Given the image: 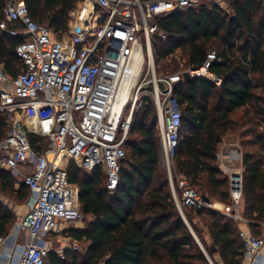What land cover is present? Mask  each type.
I'll use <instances>...</instances> for the list:
<instances>
[{"label":"trees","instance_id":"obj_1","mask_svg":"<svg viewBox=\"0 0 264 264\" xmlns=\"http://www.w3.org/2000/svg\"><path fill=\"white\" fill-rule=\"evenodd\" d=\"M8 0H0V64L11 76L23 68L16 54L24 36L10 30L23 27L6 18ZM31 17L46 25L53 40L69 31L70 14L81 0H23ZM166 37L152 39L158 75L201 67L214 48L217 59L210 70L222 78L217 85L203 76L183 75L176 83L174 96L179 101L183 120L178 151L172 170L175 185L180 180L187 188L209 195L212 200L229 201V181L216 161L221 138L235 127L252 136L246 143L255 151L244 155L245 215L257 236L264 223V5L260 0H232L229 9L201 5L160 19ZM181 53V61L176 53ZM182 65V68H181ZM243 110V111H242ZM238 111L242 114L235 118ZM8 123L0 111V140ZM46 137L30 132L31 145L44 151ZM120 182L109 192L102 168L87 172L78 167L66 152L69 180L79 187L80 209L91 220L83 228L71 229L70 236L87 242L83 254L67 250L61 258L51 251L48 264H211L184 221L174 199L170 177L161 160L158 115L150 97H145L134 114L126 144ZM177 183V184H176ZM30 189L16 185L11 171L0 167V191L17 194L26 200ZM184 189L182 188V191ZM207 196L209 199L210 197ZM211 200V199H210ZM197 233L194 218L203 219L212 243L202 239L215 264H243V242L239 225L230 217L208 208L183 205ZM17 215L0 200V237H6ZM213 246L215 248H213ZM220 256V260L216 256Z\"/></svg>","mask_w":264,"mask_h":264},{"label":"built area","instance_id":"obj_2","mask_svg":"<svg viewBox=\"0 0 264 264\" xmlns=\"http://www.w3.org/2000/svg\"><path fill=\"white\" fill-rule=\"evenodd\" d=\"M232 0H81L71 12L69 37L53 40L46 25L35 21L23 1L10 0L4 12L19 21L23 35L16 54L22 70L11 76L0 64V111L8 129L0 140V167L9 170L32 193L29 210L16 221L15 238L24 236L20 258L4 264H48L51 251L61 258L67 250H79L70 225H78L79 187L69 180L64 152L79 168L92 172L102 168L111 194L120 182L125 144L143 92L153 85L161 140V160L172 182L183 114L174 96L176 83L189 72L217 85L222 78L211 70L217 59L210 48L205 63L172 74L158 75L152 48L155 36L165 38L161 18L201 5L227 10ZM264 5V0H260ZM86 18L80 22L75 17ZM50 140L39 151L31 145L30 132ZM216 161L229 181V201H211L180 180L189 205L208 208L232 218L239 225L244 257L264 255V236H257L245 215L244 155L240 147L222 138ZM173 196L179 204L175 189ZM264 223H262L263 225ZM60 237L55 247L53 236ZM3 238L0 237V242ZM59 242V240H57Z\"/></svg>","mask_w":264,"mask_h":264},{"label":"rangeland","instance_id":"obj_3","mask_svg":"<svg viewBox=\"0 0 264 264\" xmlns=\"http://www.w3.org/2000/svg\"><path fill=\"white\" fill-rule=\"evenodd\" d=\"M8 1H10V0H8ZM18 1H23V0H18ZM77 8H78V5L75 7V9L73 10V11H75V10H77ZM72 11V12H73ZM80 11H78V12H75V17H76V19H78L80 22H84L85 20H86V18H84V17H82L81 15H79L78 16V13H79ZM69 37V31H68V33L67 34H65L64 36H63V38H68ZM176 57H177V60L178 61H181L182 63H183V61H182V59H181V53L180 52H177L176 53ZM181 68H182V65H181ZM161 75H163V74H161ZM153 89V85L151 84V85H148V88H147V90L146 91H144L143 92V95H147L148 97H150V99H151V101H152V103H153V107H154V110H155V112H157V109H156V105H155V100H154V97L152 96V94H151V90ZM137 111V110H136ZM243 111V110H242ZM242 111H238V113L236 114V116H235V118L236 119H238V116L239 115H241L242 114ZM157 115H158V113H157ZM244 127H238V126H236L235 127V130H231V131H228L226 134H224L223 136H222V138L224 137V138H226L227 140H229V141H231V142H233L234 144H236L238 147H240L241 148V150L243 151V153L244 152H246V151H255L257 148L255 147V146H250V145H248L246 142L247 141H249L250 139H252V136H247L246 134H242V131H244ZM221 138V139H222ZM45 145H47V147H49V144H50V140L49 139H45ZM163 163V162H162ZM163 166V168L165 167L164 166V164L162 165ZM165 170L167 171V169L165 168ZM173 170H175V165L173 166ZM168 172V171H167ZM169 174V173H168ZM170 177V176H169ZM172 178H173V175H172ZM14 179H15V181H16V185H17V187H19L20 186V184H22L15 176H14ZM170 183H171V181H170ZM177 184V183H176ZM173 187H174V189H175V192H176V195H177V198H178V200H179V203H180V206H181V209H182V211L184 212V210H183V205H187L188 203H187V201H186V198H185V195H184V191H182V187L180 186V182L177 184V187H176V185H175V181L173 180V185H172V183H171V188H172V190H173ZM28 191V190H27ZM197 191V190H196ZM173 192V191H172ZM199 193H201V192H199ZM28 195H30V192L28 191ZM207 196H209V195H207ZM210 197V196H209ZM0 198H2V200H3V202L10 208V205H13V204H16V205H20V204H23V203H25V200L24 201H20V199H18V195L17 194H11V193H9V192H2V191H0ZM210 199H211V201H217V200H212V198L210 197ZM179 208V207H178ZM185 214V213H184ZM186 216V215H185ZM186 218H187V216H186ZM92 218H91V216H84V218H83V220L80 222V223H78V225H75L74 223L73 224H71L70 225V227L71 228H78V227H80V228H83V227H85L87 224H88V222L91 220ZM187 220H188V218H187ZM189 221V220H188ZM194 221H195V224H196V226H198L199 228H200V232L199 233H197L196 231H195V229H194V227L191 225V223H190V221H189V224L191 225V228L193 229V231L195 232V234L197 235V237L199 238V240H200V242L203 244V246L205 247V245H204V243H203V241H202V239H204L206 242H207V244H211L212 242L210 241V240H207V238H206V236H205V230H204V226L206 227V224L204 223V221H203V219L202 218H200V217H195L194 218ZM53 239H55L54 241H55V247H58L59 245H61V243L60 242H58L56 239H57V236H53ZM69 243H71V244H73V241L71 240V242H68V244ZM79 246H80V249L79 250H77V251H79V253H81V254H83L84 253V251H85V249H86V247H87V242H81L80 244H79ZM205 249L207 250V248L205 247ZM213 260V259H212ZM213 262H214V260H213ZM100 264H103V263H100ZM214 264H215V262H214Z\"/></svg>","mask_w":264,"mask_h":264},{"label":"crops","instance_id":"obj_4","mask_svg":"<svg viewBox=\"0 0 264 264\" xmlns=\"http://www.w3.org/2000/svg\"><path fill=\"white\" fill-rule=\"evenodd\" d=\"M31 199H32V193H30L29 197L25 200V203L20 204V205H16V204L10 205V209L15 212V214L17 215V219H18V217L25 215L28 212ZM0 200L3 201L2 198H0ZM218 202H221V201H218ZM15 225H16V223L14 224L9 235L6 237H2L3 241L0 242V264H4L5 260L11 259V258H13L14 261L17 263V261L20 258V253L22 250V244L24 243L25 238H24V236H21L18 239L15 238V232H16ZM78 228H80V227H78ZM71 229H76V228H71ZM204 230H205L204 234H205L207 240H210L212 242V239L210 236V231H209L208 227L204 226ZM261 236H264V224L261 225ZM60 239H61L60 237H57L56 240H59V242H60ZM71 240L77 241L79 244L81 243L78 240L74 239L73 237H72V239H70L69 242H71ZM216 259L220 260V256L217 255ZM243 264H264V255L261 257H258L254 261L246 259L244 257Z\"/></svg>","mask_w":264,"mask_h":264},{"label":"water","instance_id":"obj_5","mask_svg":"<svg viewBox=\"0 0 264 264\" xmlns=\"http://www.w3.org/2000/svg\"><path fill=\"white\" fill-rule=\"evenodd\" d=\"M184 75H185L186 78H188V77H192L191 74H190L189 72H186ZM172 182H173V179H172ZM177 205H178V207H179L180 213H181V215H182L184 221L186 222V224L188 225V227H189L190 230L192 231V233H193V235H194L196 241L198 242V244H199L200 247L202 248L203 252H204L205 255L207 256V258H208V260L210 261V263H211V264H214V262H213L212 258L210 257L208 251L205 249V247H204L203 244L200 242L199 238L197 237V235L195 234V232H194L193 229L191 228V225L189 224V221L187 220V218H186L184 212L182 211L181 206H179L178 203H177ZM213 248H215V247L213 246Z\"/></svg>","mask_w":264,"mask_h":264}]
</instances>
